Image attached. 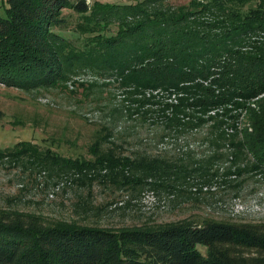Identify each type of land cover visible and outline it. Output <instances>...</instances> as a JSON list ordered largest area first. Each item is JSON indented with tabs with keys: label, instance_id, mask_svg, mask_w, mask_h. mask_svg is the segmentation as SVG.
Returning <instances> with one entry per match:
<instances>
[{
	"label": "trees",
	"instance_id": "1",
	"mask_svg": "<svg viewBox=\"0 0 264 264\" xmlns=\"http://www.w3.org/2000/svg\"><path fill=\"white\" fill-rule=\"evenodd\" d=\"M0 85L26 93L76 88L85 98L110 87L103 107L112 124L121 118L145 128L151 143L179 146L171 156L119 155L116 138L137 134L110 123L86 155H64L53 140L0 149V165H28L54 185L177 197L197 185L191 181L198 191L219 181L238 193L243 180H264V0H4ZM191 142L204 147L199 158L181 151ZM0 264H264V223L107 228L46 224L6 209Z\"/></svg>",
	"mask_w": 264,
	"mask_h": 264
},
{
	"label": "rangeland",
	"instance_id": "2",
	"mask_svg": "<svg viewBox=\"0 0 264 264\" xmlns=\"http://www.w3.org/2000/svg\"><path fill=\"white\" fill-rule=\"evenodd\" d=\"M171 2L183 5L188 0ZM3 6L4 0H0V16L3 15ZM70 90L75 92L70 93ZM108 91H112V88H106L97 98H85L82 89L76 88L26 93L0 85V110L3 113L0 149L12 147L20 141L44 145L53 140L54 149L64 155H86L95 132L102 125L112 122L109 111L103 107L110 102ZM15 121H22L24 125L13 124ZM112 125L118 133L127 132L134 126L132 134H137L116 138L115 150L119 155L134 156L144 151L154 155L168 151L171 156L175 154L173 150L179 147L166 142L151 143L152 136H148L145 128L121 118ZM43 139L47 141L42 142ZM180 144L183 145L182 142ZM203 148L197 142H191L182 146L181 151L195 150L196 158H199ZM55 180L28 165L24 168L0 165V211L15 209L33 213L43 218L46 224L74 221L107 228L164 224L185 219L195 223L204 219L264 223V180L247 178L237 185L238 193L233 186L221 185L219 181L198 191L200 182L191 181L197 185L188 187L190 192L178 193L177 197L165 193L157 196L147 189L141 192H118L99 183L93 184L88 190L86 186L77 187L60 181L59 185H54ZM198 248L204 253V248Z\"/></svg>",
	"mask_w": 264,
	"mask_h": 264
}]
</instances>
